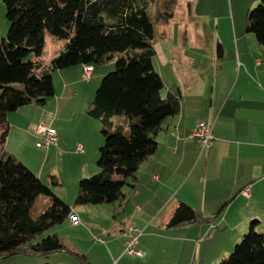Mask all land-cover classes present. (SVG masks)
Instances as JSON below:
<instances>
[{"label":"crops","instance_id":"crops-1","mask_svg":"<svg viewBox=\"0 0 264 264\" xmlns=\"http://www.w3.org/2000/svg\"><path fill=\"white\" fill-rule=\"evenodd\" d=\"M193 1L190 7L186 2L185 9L197 19L206 14L200 4L211 6L216 0ZM236 3L244 8L246 16L252 0ZM218 18L212 15L215 29ZM223 18L227 21V39L212 41L210 55L199 58L196 70L194 61L188 62L185 49L167 47L171 60L174 52L180 63L168 73L173 79L169 84L174 87L167 83L164 92L179 95V111L169 116L156 134L158 145L136 170L135 187L123 190L126 201L119 213L122 204L117 201L74 205L80 175L70 172L68 187L62 175L53 169L55 159L71 157L67 153L72 150L78 153L71 157L74 167L75 159L80 161L78 174L99 170L98 154L94 151L103 141L100 120L85 112L102 74L94 65L83 82L81 63L55 69L54 96L7 112L9 129L4 145L12 127L23 134L31 133L28 137L36 140L38 135L29 131L28 124L42 121L55 128L58 142L42 149L43 164L36 166L35 173L78 215L79 223H71L68 216L54 226L53 232L67 238L84 260L61 249L46 255L13 253L0 257V264H149L155 248L154 264H216L232 250L250 223L254 222L255 228L264 233V46L251 32L246 34L244 22L235 24L231 0L229 12ZM3 30L0 21V37ZM42 62L46 63L45 57ZM80 83L85 101L73 104L82 92ZM198 121L212 123V138L203 148L191 137ZM47 160L51 168L44 173ZM246 185L249 190L244 195L242 189ZM180 202L209 218L167 225ZM36 203L37 215L50 203V198L36 197L31 209ZM103 204L107 206H100ZM128 225L141 230L136 243L141 255L124 251L123 230Z\"/></svg>","mask_w":264,"mask_h":264},{"label":"trees","instance_id":"trees-1","mask_svg":"<svg viewBox=\"0 0 264 264\" xmlns=\"http://www.w3.org/2000/svg\"><path fill=\"white\" fill-rule=\"evenodd\" d=\"M2 1L9 26L0 37V257L46 255L63 249L83 261L67 238L47 232L69 216L72 206L3 150L9 129L6 114L53 95L51 70L78 63L93 68V63L114 59V69L101 78L85 109L101 121L104 142L96 160L99 170L79 179L73 204L117 201L121 212L124 185L135 187L136 170L158 145L156 134L180 107L179 95L164 92L152 63L154 29L148 9L152 0ZM103 12L112 19L106 21ZM245 31L264 46V0L247 10ZM45 32L66 40L48 63L42 62ZM117 115L124 122L118 123ZM41 195L48 196L50 203L32 216L31 206ZM207 218L180 202L167 225ZM217 264H264V233L250 223Z\"/></svg>","mask_w":264,"mask_h":264},{"label":"rangeland","instance_id":"rangeland-1","mask_svg":"<svg viewBox=\"0 0 264 264\" xmlns=\"http://www.w3.org/2000/svg\"><path fill=\"white\" fill-rule=\"evenodd\" d=\"M260 1L261 0H252V4L249 6L250 7L249 9L255 7L258 3H260ZM186 2H188L189 7L192 6V4H194L193 0H188V1L184 0V2H182V0H152L149 4V8H148L149 15H150V18L153 24V29H154L153 38L150 41V43L153 45V48L156 50L154 55L152 56V63H153L155 70L159 73V75L161 76L163 80L164 90L166 89L165 87L167 83L169 84V80H173V79H170L168 75L171 67H174V71H175L177 65H179L180 63L178 59L176 58L174 52H173V57L171 60V58L169 57V54L167 53V47L172 45L173 50H175V47L179 49H185L186 56H188L187 57L188 62L190 63L191 61H194V68L196 70V66L199 65V58H201L202 56L204 57L205 55H208V54L210 55L211 42L216 39L220 41H224L228 37V31L226 29L227 21L223 18V16L224 14H226L227 10L229 12V0H216L211 4V6H208V4L206 5L200 4L199 8H201L202 12H205L206 14L205 16L201 15L197 17V19L190 17L188 15V12L185 9ZM201 2L204 3L205 1L201 0ZM231 4H232L234 16H235V24L238 23V21L241 23L244 22L242 25L245 30V14H244L245 11L243 10L244 8H241L240 5L236 3V0H231ZM240 11L241 12L243 11V13H240ZM102 14L104 15V18L106 21H110L112 19V17L107 15L106 12H103ZM212 15L219 16L217 20L218 27L216 29L214 25V20L212 19ZM0 17H2V20H0L1 24L4 26L3 34L1 36H4L8 29L9 23L5 17V9L3 7L2 0H0ZM214 31H216L217 33H215ZM249 33L250 32H247L246 34H249ZM250 34L254 36L253 33H250ZM65 43H66V40L58 39L57 37L51 35L50 33L45 32L44 50H43V54H44L43 57H45V62L48 63L51 58L57 56L59 52L62 50ZM166 61H167V64H166ZM93 65L95 66V68H97V71H100L102 73L101 77L97 81V84H95V88H94V92H95V89L98 87L101 81V78L106 73L114 69V59H110L105 62L93 63ZM73 66H75V64L71 65L70 68H72ZM50 73H51L53 81L55 82L56 81L55 69L51 70ZM81 81L83 82L84 79H81ZM82 84L83 83L79 84V87L82 89V92L80 91L76 100H73L74 102V103L72 102L73 104H76V102L80 104L85 101V98H83L84 93H83ZM170 85L171 84H169L170 88L174 87ZM172 91H175V89L172 88ZM93 95H92V98H93ZM45 98L48 99L49 97L47 96ZM23 106H26V104H23ZM42 117L43 116H41V118ZM115 118H116L115 120L118 121V123L124 122L123 117L120 115H117ZM40 122L42 121H38L36 123H30V124H37ZM98 122L100 124V129H101V121H98ZM30 124H28L27 127L29 131L34 133L29 128ZM98 129H99V126H98ZM30 134L31 133L29 132H26V134H23L20 131L12 127L10 131V135L8 136V139L6 141V144L3 146V149L13 152L11 153L13 155L17 154L22 159L21 160L18 156H16L18 157V160L21 161L23 164H25L32 172L35 173L36 172L35 170H37L36 166L41 167V165L43 164V161H40V157L42 156L43 158L44 151H42V149H46V148L35 146L36 142L39 141V137L36 140L32 137H28ZM70 135H72V131H70ZM72 137L73 136H71V139ZM86 137H88V133H86ZM102 139L103 141L101 142V144L104 142V137ZM67 154H71V157H76L77 156L76 154L78 153H75V151L73 152L72 150H70L68 151ZM94 154H98V149H95ZM71 157L61 160V161H59L58 159H55L56 166L53 168L60 175H62L63 183L64 185H67L68 187L70 186V180H71L70 174L72 172L76 171V175H80L78 176L77 181H79V179H81L82 177H88L94 174L92 172L91 173L89 172V174H84L83 176L82 174H78L79 173L78 166L80 164V161L74 158L75 163H76L75 165H77L76 167H74L73 159ZM29 158L31 159L32 162L28 161ZM46 163L48 165L44 168V173H46L51 168V162L47 160ZM114 177L117 178L118 176H114ZM47 182L51 183V179H48ZM127 188H128L127 185H124L123 190L126 191ZM100 206H107V205L103 204ZM36 207H37V203L31 209L32 216L36 215ZM56 227L47 230V232H53ZM156 249L157 248H155L154 255L152 256V259L149 262V264L155 263ZM218 262H216V264Z\"/></svg>","mask_w":264,"mask_h":264},{"label":"built area","instance_id":"built-area-1","mask_svg":"<svg viewBox=\"0 0 264 264\" xmlns=\"http://www.w3.org/2000/svg\"><path fill=\"white\" fill-rule=\"evenodd\" d=\"M92 70V66L89 64H83L82 78L88 79ZM29 128L39 137V141L36 142V146L48 148L49 146L56 145L58 142V135L52 126L40 122L37 124H30ZM212 123L209 121H198L192 131L191 137H193L201 148L205 147L209 140L212 138ZM80 146H77L76 151H80ZM249 185L244 186L242 193L248 194ZM70 222L73 224L79 223V217L76 213L71 212L69 214ZM141 230L135 225H128L123 230L125 235L124 251L130 254L141 255L142 251L136 247L137 237ZM105 233V231H104ZM102 240V238H99ZM192 264V263H190Z\"/></svg>","mask_w":264,"mask_h":264},{"label":"bare ground","instance_id":"bare-ground-1","mask_svg":"<svg viewBox=\"0 0 264 264\" xmlns=\"http://www.w3.org/2000/svg\"><path fill=\"white\" fill-rule=\"evenodd\" d=\"M80 220V219H79Z\"/></svg>","mask_w":264,"mask_h":264}]
</instances>
